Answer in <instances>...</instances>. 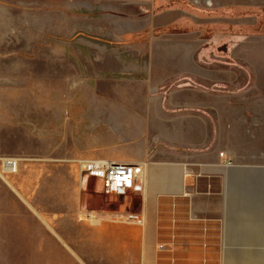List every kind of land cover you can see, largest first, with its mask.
<instances>
[{
  "label": "crops",
  "instance_id": "obj_1",
  "mask_svg": "<svg viewBox=\"0 0 264 264\" xmlns=\"http://www.w3.org/2000/svg\"><path fill=\"white\" fill-rule=\"evenodd\" d=\"M20 10L0 137L49 139L0 165V264H264V0ZM94 159L136 164L140 188L104 192Z\"/></svg>",
  "mask_w": 264,
  "mask_h": 264
},
{
  "label": "rangeland",
  "instance_id": "obj_2",
  "mask_svg": "<svg viewBox=\"0 0 264 264\" xmlns=\"http://www.w3.org/2000/svg\"><path fill=\"white\" fill-rule=\"evenodd\" d=\"M40 1L42 0H0V52L6 53L8 52L7 50H9L8 48H11L12 50L32 48V47H29L30 45L29 40L32 37L33 30L32 28H30L31 26L26 25V22L31 21L33 12L31 10H20V9H22L23 7H25L26 9L27 8L30 9L35 3L40 2ZM6 31H9V35H6ZM18 33H21L22 38L17 36ZM7 38H12L14 42H6V40L2 41L3 39H7ZM23 38L28 40V43L25 40H22V41L19 40ZM1 93L2 91H0V96H1ZM37 108L38 107H26V109H22V110H28L29 112H32L31 110L35 111ZM8 109H11V107H3L0 105V114L1 112L3 113L4 110H8ZM16 109L17 107L13 108L12 110L14 111ZM39 124L41 125L42 123H38V122L34 123V125L36 126H38ZM10 133L12 134V136L3 137V138L0 137V152L1 151L4 152L2 155L0 154V165L1 163L4 164L5 161L6 162L13 161V162H16V165H17V162H18L17 158L19 154L18 150H22L23 148L24 149L29 148L32 150L38 149L39 146L42 144V142L47 143L49 139V138H39V137H36V138L28 137V136H25L27 132L16 131V130ZM94 160H98V159H94ZM81 162H80L81 175L84 176L85 178H89L93 183H96L99 185L100 183L98 180H96L95 178L89 177L88 174L86 175L85 173H83L84 171H82ZM130 164H134V163H130ZM134 165L137 168V165L136 164ZM4 168H5V164H4ZM13 173L15 172H10L8 170L4 172V174L7 176L12 175ZM136 182H137V178H136ZM131 190H135V189H131ZM129 191H127L125 194H114V195H119V196L126 195ZM108 194H113V193H108ZM130 214L131 213H128L126 215V218ZM139 219L142 220L141 218ZM178 237H181V238H178ZM182 238L184 239L185 237L184 236L182 237V235H177V240L181 241ZM183 246L184 245L181 243L180 244L181 249L184 247H187L186 244L184 247Z\"/></svg>",
  "mask_w": 264,
  "mask_h": 264
},
{
  "label": "built area",
  "instance_id": "obj_3",
  "mask_svg": "<svg viewBox=\"0 0 264 264\" xmlns=\"http://www.w3.org/2000/svg\"><path fill=\"white\" fill-rule=\"evenodd\" d=\"M7 165H16V162L7 161ZM83 173L95 178L107 193L125 194L131 189H139L136 184L137 168L134 164L119 163L107 160H83L81 162ZM128 221L140 222L138 215L131 213Z\"/></svg>",
  "mask_w": 264,
  "mask_h": 264
},
{
  "label": "bare ground",
  "instance_id": "obj_4",
  "mask_svg": "<svg viewBox=\"0 0 264 264\" xmlns=\"http://www.w3.org/2000/svg\"><path fill=\"white\" fill-rule=\"evenodd\" d=\"M5 162H6V161H5ZM5 162H4V164H5ZM5 167L8 168V170H13V171L17 170V169H16V165H14V166L11 165V166H10V165L5 164Z\"/></svg>",
  "mask_w": 264,
  "mask_h": 264
}]
</instances>
